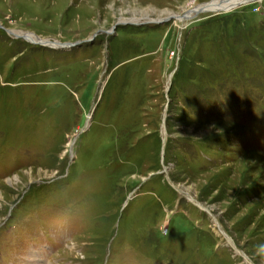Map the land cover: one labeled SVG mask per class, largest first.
<instances>
[{
	"label": "rangeland",
	"instance_id": "rangeland-1",
	"mask_svg": "<svg viewBox=\"0 0 264 264\" xmlns=\"http://www.w3.org/2000/svg\"><path fill=\"white\" fill-rule=\"evenodd\" d=\"M215 1L0 0V264H264V0Z\"/></svg>",
	"mask_w": 264,
	"mask_h": 264
},
{
	"label": "bare ground",
	"instance_id": "bare-ground-1",
	"mask_svg": "<svg viewBox=\"0 0 264 264\" xmlns=\"http://www.w3.org/2000/svg\"><path fill=\"white\" fill-rule=\"evenodd\" d=\"M250 1H254V0H220V1H215L213 3H210V4L202 5L198 8L202 9L204 12H220V11L226 12V11H229L232 7L234 8V6H236L237 4H240V3L243 4L246 2H250ZM198 8H196V10H198ZM190 15H192V14H189L188 17H190ZM179 19L185 20L182 17H180ZM132 21H134V20H132ZM26 38L28 41H32V42H38L39 41V39H37L36 37L31 36V35L26 36Z\"/></svg>",
	"mask_w": 264,
	"mask_h": 264
},
{
	"label": "water",
	"instance_id": "water-1",
	"mask_svg": "<svg viewBox=\"0 0 264 264\" xmlns=\"http://www.w3.org/2000/svg\"><path fill=\"white\" fill-rule=\"evenodd\" d=\"M253 2H256V0H254V1H250V2H246V3H243V4H249V3H253ZM240 5H242L241 3L240 4H237L236 6H234V8H237V7H239ZM233 7L230 9V10H232V9H234ZM201 12H204L202 9H199L198 8V10H193L192 11V13H195V14H198V13H201ZM9 32V31H8ZM9 33H11V32H9ZM26 38V37H25ZM27 39V38H26ZM42 44H44L43 43V41H40ZM39 43V42H38ZM40 43V44H41ZM37 44V43H36Z\"/></svg>",
	"mask_w": 264,
	"mask_h": 264
},
{
	"label": "clouds",
	"instance_id": "clouds-1",
	"mask_svg": "<svg viewBox=\"0 0 264 264\" xmlns=\"http://www.w3.org/2000/svg\"><path fill=\"white\" fill-rule=\"evenodd\" d=\"M262 248H264V246H261Z\"/></svg>",
	"mask_w": 264,
	"mask_h": 264
}]
</instances>
